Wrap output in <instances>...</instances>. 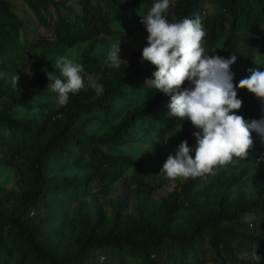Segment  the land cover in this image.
I'll list each match as a JSON object with an SVG mask.
<instances>
[{
    "label": "trees",
    "instance_id": "obj_1",
    "mask_svg": "<svg viewBox=\"0 0 264 264\" xmlns=\"http://www.w3.org/2000/svg\"><path fill=\"white\" fill-rule=\"evenodd\" d=\"M21 1L43 34L34 32L31 44L40 49L31 56L36 72L19 76L14 94L0 102V165L16 167L21 184L0 185V264H264V152L252 147L246 159L177 179L164 197L151 199L156 185L141 173L150 139L181 129L175 153L187 141L194 157L199 129L170 115L169 95L142 85L156 71L142 58L147 38L119 68L109 67V52L77 62L103 87L100 95L87 88L59 107L47 87L45 70L59 74L45 58L48 47L106 43L111 33L112 44L122 46L135 30L147 36L141 17L157 0ZM213 1L216 11L204 15L206 0H173L169 19L201 16L207 53L236 56L233 84L243 100L236 114L260 119L264 103L238 84L249 69L264 71V0ZM21 26L9 1L0 0V69L24 50ZM192 87L185 81L180 90ZM259 161V179L247 190ZM124 176L141 194L133 215L121 212L118 199L106 201L108 210L84 207Z\"/></svg>",
    "mask_w": 264,
    "mask_h": 264
},
{
    "label": "clouds",
    "instance_id": "obj_2",
    "mask_svg": "<svg viewBox=\"0 0 264 264\" xmlns=\"http://www.w3.org/2000/svg\"><path fill=\"white\" fill-rule=\"evenodd\" d=\"M173 0H157L145 17H141L147 32V46L142 58L155 66L154 79L146 81L150 87L170 96V115L187 119L199 129L196 138L195 156L187 141L181 142L175 155L169 154L160 170L166 179H189L215 174L219 167L234 159H246L253 147L252 133L258 134L264 142V115L260 119L246 120L236 114L242 108L243 100L238 97L233 84L231 65L236 56L225 58L207 53V35L202 18L196 14L177 21L169 19ZM120 41L111 45L108 53L109 67L119 68ZM59 74L45 70L47 87L56 96V104L64 107L70 96L91 88L97 95L103 87L96 78L85 72L82 63L68 56L57 58ZM251 75L239 81L238 87L247 89L264 103V71L249 69ZM20 77L12 76L17 87ZM185 81L193 87L181 91ZM181 130V129H180ZM166 143V142H165ZM253 258L258 262L256 250ZM101 259H105L101 257Z\"/></svg>",
    "mask_w": 264,
    "mask_h": 264
},
{
    "label": "rangeland",
    "instance_id": "obj_3",
    "mask_svg": "<svg viewBox=\"0 0 264 264\" xmlns=\"http://www.w3.org/2000/svg\"><path fill=\"white\" fill-rule=\"evenodd\" d=\"M8 1L11 9L18 15L22 23L19 38L20 42L23 44L24 50L15 55L13 62L8 61L6 67L0 69V102L7 96H11L9 94H14L15 90L13 91L12 88L14 87L12 84L13 75L22 76L24 80H27L36 72V67L31 63V56L38 54L40 49L33 47L31 44L34 41V32L37 34H43L42 28L37 26L32 12L21 0ZM204 9V15H208L216 11L217 5L213 0H206ZM116 37L117 33H111L105 36L106 43L94 41L80 44L71 49H55L48 47L44 55L53 70L59 72L55 67L57 58L68 56L75 62H78L79 60L85 61L91 56L103 55L110 51L112 40ZM146 38L147 36L145 34L135 30L134 33L128 37L126 43L120 46V58L124 61L129 53L139 47ZM142 85H147L146 80H142ZM251 98L255 100L257 99L253 94L251 95ZM262 110L264 111V108ZM186 125H188V123L186 122V119H184L183 126ZM179 131L180 130H176L162 139H150V143H152L153 146L146 151L147 160L141 167V173L146 182L156 185V188L151 192V199L153 201L164 197L166 191L169 190L176 181L166 179L159 172L169 154L175 155V146L178 140ZM252 139L254 141L253 148L258 150L259 153H263L264 142H262L260 136L253 132ZM259 165L260 161L248 177L246 183L247 190L255 185L259 179ZM125 176H128V172H126ZM125 176L114 182L109 193L100 195V192H97L95 197H88L85 200L84 207L90 208L93 205L101 203L104 210H108L109 202L106 203V201L109 200L112 202L115 199H118L121 203V212L126 213L127 215H133L136 210L137 199L141 194L138 193V191L137 194L134 193V185H132ZM19 177V171L16 167L0 165V185L18 190L21 187Z\"/></svg>",
    "mask_w": 264,
    "mask_h": 264
}]
</instances>
